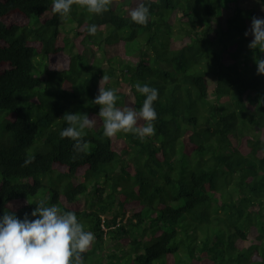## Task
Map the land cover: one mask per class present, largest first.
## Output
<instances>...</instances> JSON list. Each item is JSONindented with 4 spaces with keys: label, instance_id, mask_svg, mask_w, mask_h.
<instances>
[{
    "label": "trees",
    "instance_id": "1",
    "mask_svg": "<svg viewBox=\"0 0 264 264\" xmlns=\"http://www.w3.org/2000/svg\"><path fill=\"white\" fill-rule=\"evenodd\" d=\"M139 2L62 17L52 0H0V216L35 219L42 199L74 212L95 236L84 264H264V74L253 52L264 53L244 35L264 0H145L146 25L128 15ZM122 42L135 63H121ZM88 47L100 58L90 63ZM103 74L120 78L118 108L142 107L137 82L158 90L154 135H103L92 101ZM65 112L96 119L86 152L59 136Z\"/></svg>",
    "mask_w": 264,
    "mask_h": 264
},
{
    "label": "clouds",
    "instance_id": "2",
    "mask_svg": "<svg viewBox=\"0 0 264 264\" xmlns=\"http://www.w3.org/2000/svg\"><path fill=\"white\" fill-rule=\"evenodd\" d=\"M113 0H52L51 11L67 17L73 5L86 8L89 13L102 14L109 10ZM128 15L136 24L146 25L149 19V6L145 0H140L136 7L130 9ZM89 35H95V24L86 27ZM252 35L247 47L264 53V18L251 17L249 29L245 36ZM256 73L264 74V58L256 56ZM109 81V76L103 74L99 81L98 94L92 100L99 105L98 117L103 122V135L108 138L117 133H132L141 141L155 134L154 121L157 113L153 102L158 98V90L148 84L137 82L134 87L142 94V107L137 111L132 107H116L117 94L115 89H105L102 84ZM67 127L59 132V136L74 141L73 150L77 153L86 152L88 144L83 140L84 130L91 129L96 124L94 117L85 113L65 112L62 116ZM143 121V124L140 122ZM34 156L27 157L22 167L34 161ZM47 199H50L48 197ZM29 203V202H28ZM47 200H40L29 214L18 218L14 213L5 212L0 216V264H84L83 253L91 247L95 236L91 231H85L84 226L72 211H63L53 204L46 206Z\"/></svg>",
    "mask_w": 264,
    "mask_h": 264
},
{
    "label": "rangeland",
    "instance_id": "3",
    "mask_svg": "<svg viewBox=\"0 0 264 264\" xmlns=\"http://www.w3.org/2000/svg\"><path fill=\"white\" fill-rule=\"evenodd\" d=\"M229 10H227V9H221V15H226V14H228L229 12H228ZM65 25V28L63 27ZM62 29L65 31V32H67L70 36H72L73 37V32L71 31V29L69 28V24H68V22H65V20H64V22H63V25H62ZM124 43L122 42L121 43V50H120V60H121V63L123 64L124 62H131V63H135L136 62V60H137V51H132V52H130L129 50H128V48L125 46L124 47V45H123ZM71 51H76V48H71ZM85 53V56H86V59L91 63V62H93L94 60H97L98 58H100V52L96 49V48H91V47H88L87 49H85V51H84ZM36 53L37 54H35L34 55V58H33V62H34V64H36L37 65V67L40 65L41 66V63H40V59H39V53H38V51H36ZM43 62H44V60H43ZM120 63V64H121ZM119 81H120V78L119 77H111V78H109V81H108V83H107V85H106V87H105V89H110V88H113V87H115L116 85H118V83H119ZM227 102V100H226V97L225 98H221L220 100H219V103L220 104H222V103H226ZM223 105V104H222ZM2 116H4V112H0V143H1V141L2 140H6V133H5V131H4V123H5V121L4 120H2L1 119V117ZM250 130L251 131H249V130H247V131H249L251 134H258L260 137L262 136V132H260L258 129H256V128H250ZM122 157H124V155L122 156ZM43 192V190H40V193H42ZM39 197V196H38ZM38 200H39V198H37ZM43 200V199H42ZM133 202L131 203H128L127 205H125V207H124V210H125V218H124V220L128 217V216H130V214H131V210H132V206H133ZM124 242V241H123ZM110 245H113L112 243H110L109 244V246ZM107 261V257L106 256H102V258H101V262H102V264H105V262Z\"/></svg>",
    "mask_w": 264,
    "mask_h": 264
}]
</instances>
